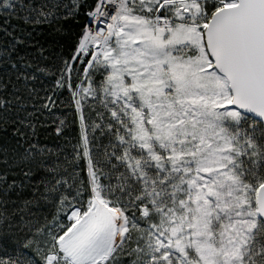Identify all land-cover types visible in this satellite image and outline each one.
<instances>
[{
	"label": "snow or ice",
	"instance_id": "1",
	"mask_svg": "<svg viewBox=\"0 0 264 264\" xmlns=\"http://www.w3.org/2000/svg\"><path fill=\"white\" fill-rule=\"evenodd\" d=\"M0 264H264V0H0Z\"/></svg>",
	"mask_w": 264,
	"mask_h": 264
}]
</instances>
